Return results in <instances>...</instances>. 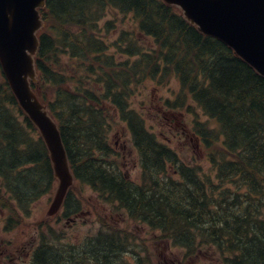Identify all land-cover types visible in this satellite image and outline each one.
Here are the masks:
<instances>
[{"label":"trees","instance_id":"trees-1","mask_svg":"<svg viewBox=\"0 0 264 264\" xmlns=\"http://www.w3.org/2000/svg\"><path fill=\"white\" fill-rule=\"evenodd\" d=\"M40 12L45 26L36 56L39 78L32 86L58 122L77 182L126 210L131 220L159 230L187 255L207 249L218 251L217 264H264V77L162 0H46ZM113 14L128 16L129 28L120 29ZM171 78L181 92L167 103L181 108L190 97L217 124L194 123L204 145L218 148L210 153L213 175L184 163L130 103L145 81L166 84ZM113 112L138 151L140 183L110 161ZM32 133L34 126L2 81L0 160L12 174L18 166L35 164L24 157L34 144L43 147L49 164ZM0 178L6 181L1 168ZM23 179L15 175L13 185L21 206L24 188L40 182L33 177L20 187ZM52 182L51 173L49 187L38 194ZM119 236L100 232L95 243L79 249L39 247L32 264L97 263V257L114 264L126 249Z\"/></svg>","mask_w":264,"mask_h":264},{"label":"rangeland","instance_id":"rangeland-1","mask_svg":"<svg viewBox=\"0 0 264 264\" xmlns=\"http://www.w3.org/2000/svg\"><path fill=\"white\" fill-rule=\"evenodd\" d=\"M109 14L106 16L108 17ZM120 29H128L130 21L122 14L111 15ZM120 58L124 59L125 57ZM0 73V82H2ZM161 85V86H159ZM176 80L171 78L166 84L157 81H145L137 92L130 98V103L143 116L146 127L156 138L172 148L179 158L186 164L198 168L202 175H213V166L210 162V153L217 147H206L194 130V123L207 121L210 127H216L215 121L210 120L197 107L195 102L187 97L181 108H172L168 100H175L180 93ZM115 112V111H114ZM112 113L108 132L109 143L114 155L110 157L112 164L125 174L126 178L135 182L140 181L142 168L139 154L132 144L130 131L119 117ZM111 115V112L109 111ZM20 119L22 117L20 116ZM37 139V134H31ZM45 151L40 144L32 145L31 151L24 155L35 164H23L11 172L10 165L0 160V168L4 170L6 178H0V264H32V251L44 240L48 246L55 249H68L67 245L80 246L85 240L94 236L100 225L105 222V229L119 228L121 237L130 240L135 251L123 253V262L120 264H217L220 262L218 251L201 249L196 253L185 254L183 248L173 246L169 241L162 239L159 231L149 229L145 224L133 221L126 210L115 207L112 203L98 199L95 192L85 185H76L70 199L71 209L65 218L61 216L54 220H42L50 203L49 187L51 171L44 158ZM218 157V155H217ZM36 159V160H34ZM15 161V160H14ZM16 164V163H14ZM33 165L29 170L24 169ZM24 179H23V176ZM16 177L23 179L20 187L29 179L36 177L37 181L28 186L22 194L25 205L21 206L15 192ZM40 176V178H39ZM9 182L12 186L8 185ZM14 183V184H13ZM56 182L54 183V186ZM52 187V186H51ZM36 190V191H35ZM5 203V204H4ZM14 209L11 214L8 207ZM75 206V207H74ZM73 207L75 211L73 212ZM10 229L6 228L9 215L14 216ZM61 214V213H60ZM59 214V215H60ZM25 251L27 254H25ZM121 260V261H122ZM115 264H118L116 260ZM106 264H110L106 261ZM113 264V262H112Z\"/></svg>","mask_w":264,"mask_h":264},{"label":"water","instance_id":"water-1","mask_svg":"<svg viewBox=\"0 0 264 264\" xmlns=\"http://www.w3.org/2000/svg\"><path fill=\"white\" fill-rule=\"evenodd\" d=\"M203 34L230 46L264 76V0H164ZM45 0H0V65L19 106L38 130L56 180L44 217L54 216L74 183L57 123L30 86Z\"/></svg>","mask_w":264,"mask_h":264},{"label":"flooded vegetation","instance_id":"flooded-vegetation-1","mask_svg":"<svg viewBox=\"0 0 264 264\" xmlns=\"http://www.w3.org/2000/svg\"><path fill=\"white\" fill-rule=\"evenodd\" d=\"M41 249V248H40ZM25 254H27L26 252H25ZM74 255V253L72 252V256Z\"/></svg>","mask_w":264,"mask_h":264}]
</instances>
